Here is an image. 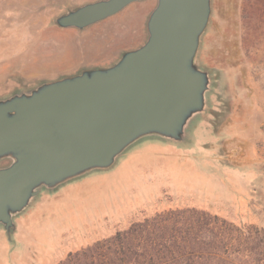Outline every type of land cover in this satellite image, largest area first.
I'll return each mask as SVG.
<instances>
[{"label":"rangeland","instance_id":"374dc122","mask_svg":"<svg viewBox=\"0 0 264 264\" xmlns=\"http://www.w3.org/2000/svg\"><path fill=\"white\" fill-rule=\"evenodd\" d=\"M91 1L0 0V98L120 58L124 51L109 42L112 19L82 31L55 24ZM226 17L213 22L212 14L203 39L200 62L215 83L191 144L149 139L109 171L43 191L18 217L12 242L0 230V264H58L169 209L264 225V0H233ZM209 37L217 38L210 55Z\"/></svg>","mask_w":264,"mask_h":264},{"label":"water","instance_id":"95a60500","mask_svg":"<svg viewBox=\"0 0 264 264\" xmlns=\"http://www.w3.org/2000/svg\"><path fill=\"white\" fill-rule=\"evenodd\" d=\"M140 1L95 0L54 22L82 31ZM212 14L213 0H157L144 43L113 64L0 98V228L8 241L43 191L109 171L149 139L191 144L215 83L200 62Z\"/></svg>","mask_w":264,"mask_h":264},{"label":"trees","instance_id":"16d2710c","mask_svg":"<svg viewBox=\"0 0 264 264\" xmlns=\"http://www.w3.org/2000/svg\"><path fill=\"white\" fill-rule=\"evenodd\" d=\"M58 264H264V225H237L199 208L169 209Z\"/></svg>","mask_w":264,"mask_h":264},{"label":"crops","instance_id":"0c3cea01","mask_svg":"<svg viewBox=\"0 0 264 264\" xmlns=\"http://www.w3.org/2000/svg\"><path fill=\"white\" fill-rule=\"evenodd\" d=\"M156 4L157 0H143L136 2L113 16V18H110L112 19L110 23L116 25V31L110 37L109 42L114 44L113 46L117 49L124 52L141 46L147 35V19L156 7ZM232 4L233 0H213V22L215 19L219 22L227 20L226 13L232 11ZM225 7H227V10H225ZM216 39V37H209L207 40L206 47L209 55L217 50L215 47ZM201 53L202 55L200 54V58L203 60V52ZM216 137L218 136L216 135ZM0 230L3 231L8 242L5 231L2 228H0Z\"/></svg>","mask_w":264,"mask_h":264}]
</instances>
